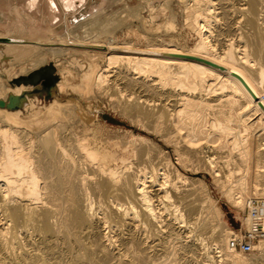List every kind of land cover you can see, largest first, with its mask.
I'll list each match as a JSON object with an SVG mask.
<instances>
[{
    "label": "bare ground",
    "instance_id": "6f19581e",
    "mask_svg": "<svg viewBox=\"0 0 264 264\" xmlns=\"http://www.w3.org/2000/svg\"><path fill=\"white\" fill-rule=\"evenodd\" d=\"M58 1L68 12L78 3ZM126 1L115 0L124 6L111 14L97 10L68 27L57 42L0 38L12 53L24 48L20 59L28 64L16 71L19 64L6 63L0 75L28 76L50 58L59 69L55 98L43 106L38 93L29 94L33 86L0 83V264H180L196 247L195 237H185L189 229L214 223L221 263L264 264V240L254 253L233 249L230 238L237 233L226 225L209 184L187 174L195 163L206 164L220 194L239 211L248 200L264 198V0H193L186 21L200 40L189 51L152 35L174 29L177 15L170 11L162 24L142 30L146 49L115 44L114 34L132 21L146 23L141 8ZM39 2L26 0V8ZM47 5L55 16L57 5ZM241 30L247 35L239 39L250 42L244 50L231 39L226 46L212 39ZM25 47L31 50L23 56ZM61 58H69L68 65ZM118 83L174 99L172 107L133 97L123 105L173 149L176 162L142 138L130 155L102 153L81 131L83 111L59 100L70 89L91 105L92 93ZM22 95L18 108H7L10 96ZM203 258L217 263L209 253Z\"/></svg>",
    "mask_w": 264,
    "mask_h": 264
},
{
    "label": "rangeland",
    "instance_id": "374dc122",
    "mask_svg": "<svg viewBox=\"0 0 264 264\" xmlns=\"http://www.w3.org/2000/svg\"><path fill=\"white\" fill-rule=\"evenodd\" d=\"M53 1L57 5L55 16L51 15L48 9L47 0H40L39 6L37 8H34L33 10H28L26 8V0H0V38L7 39V40L16 39V40H23V41L57 42L60 37L64 36L68 27L70 28L74 27L81 20L92 15L97 10L99 11L101 9H105L106 13L104 15H107V14H111L112 11L119 9L118 7L121 8L124 6V3L121 4V2H115V0H76L78 3H77L75 10L68 12L63 9L61 3L58 0H53ZM189 1L190 0H187V3ZM193 2L194 1L191 0L188 3V5H186L187 3L185 4L184 0L183 1L171 0L168 3L170 7V10H168L169 8H166V5H167L166 0H150V1L127 0L125 3H127L131 7L141 8L140 13L141 15H143L144 19L146 20V23L143 26L139 20L132 21L129 25L124 27L121 31L114 34L113 36L115 37L114 43L122 44L125 42H132L136 48L146 49L148 47V43L145 40H142L141 38L142 30L146 29L147 31L149 27H157V25L162 24L167 18L169 11H170L177 15V22H176V26L174 27V29L168 32L164 31L165 33L162 32L156 35L155 34H152V35H154L158 41L173 43L179 46L180 48H182L184 51H189L200 40L198 33L195 30H193L187 24V21H186L187 9L190 8L189 6L193 5ZM234 5H235L234 7L236 8L240 7L238 6L239 5L238 3H237V6L235 3ZM185 7L187 8L185 9ZM142 9L144 11H141ZM220 18H222V16H220L219 19ZM229 18L231 19L232 17H229ZM236 19H239V17L234 18V20L238 22V20ZM232 20L233 19H231V22ZM262 24L264 25V23L261 22V26L264 29V26ZM213 27H215L216 30H219L218 23L216 24L214 23ZM242 30H244V28H242ZM242 30L239 32H232L230 34L226 32L220 37L217 36L216 40L215 38H212V39L216 42L217 45H219V42L220 44L222 43L221 46H226V44L228 45V43L230 44V42L226 40L235 41L236 47L243 46L244 48L242 47L243 49L242 48L240 49L244 50L245 45L246 44L249 45L250 42H249L248 37H246L247 39L245 38L247 34L246 33L244 34V32H246L247 30L245 29L246 31H243V32ZM241 33L245 35V36L242 35L245 38L243 39L244 41L241 40L242 38L239 39V37H241ZM246 40H248L247 41L248 43L245 42ZM25 48L28 50H26V53H24L23 56L28 54L29 51L31 50L30 47H25ZM22 49L24 50V48L19 47L18 51L12 53L8 50L7 46L0 45V66L6 63L17 64V65L19 64L18 66H16V71L20 70V68H22L23 65L27 66L28 64H23L26 60L20 59V56L22 55L21 53ZM78 58L82 62H84V58H81V57H78ZM61 60L62 62H64V60L65 62L70 61L69 58H65V59L61 58ZM65 65H68V63L66 62ZM58 70L59 69L56 64V60L50 58L43 66H41L37 70L32 71L30 74H28V76L19 77L18 79H15V80H10L8 77H5V75L1 74L0 83H3L6 86H14V85L25 84V83L30 84V86H33L32 84L38 85L37 88L41 90V93H38L40 102H38L37 104L39 106H43L45 104H48L55 98L54 88H55L56 82L59 81V76L57 75L59 73ZM113 74H111V76H115V73ZM111 79L114 80L113 78ZM42 80H43V83H41ZM118 86L115 87L116 89L111 88L112 90L110 88H107L106 90L107 92H109V89H110L109 93H107L106 91L105 93H98V92L92 93L91 97L93 98V100H92L91 105L87 101H85L84 98L74 94L70 89L64 93H60L59 100L62 103L65 102V104H71L72 106H75V107H72L71 109H75V110L81 109L83 111L86 117H84L83 125H81L82 126L81 131L86 130L87 134L90 135L89 138L93 145L92 147L100 151L102 150L101 151L102 153L113 154L116 151L117 152L119 151L118 152L119 154L121 153V154L130 155L132 153L133 148L138 145L139 140H141L142 138V140H149L151 142L158 143L160 148H164L163 150H166L171 155L174 162H176V157H175L173 149L167 144H165L163 141H161L160 137L156 135V133L152 132L151 130L148 129V127H146L145 122H144L145 120L142 121V119L136 118L138 116L136 112L135 113L133 111L125 112V105H123L124 104L123 102H125L126 99L129 100V99H132L133 97L134 100L135 98L137 99L142 98L141 99L142 101L148 100L149 102H153V103H156V101H158L159 103L160 100L162 99L161 102H165L167 105L170 104L171 105L170 107H172V105L174 106V103H172L174 102L173 101L174 99L169 98L170 96L166 97L168 96L167 94H163L164 96L158 97V95H155V94L148 95L146 92H144V90H140V88H135V89L134 88L132 89L130 87L125 88V86L122 85V83H118ZM150 96L157 97V98L156 97L154 98L155 102L153 101V98ZM150 98L152 99V101H150L151 100ZM116 103L118 105H116ZM123 108L124 110H122ZM24 114H26L25 111H24ZM133 115H134V118H133ZM136 119L138 120V123ZM0 120L3 121L4 119L0 118ZM123 142L124 144L126 143L127 145L126 144L124 146L121 145ZM263 142L264 141H262V143ZM119 143H120V146H119ZM128 143H129V147H127ZM125 150L126 152H124ZM195 164L194 166L196 167V170H195L196 172L191 171L187 173V171L185 170H183V172L187 173L192 178H204L207 181L211 189L212 195L215 197L218 205L223 211L224 221L226 225L237 234L243 233L245 229L244 211H239L235 207L231 206L227 202V200L220 194L219 188H217L218 186L214 183L212 174L210 173V171H208L207 167L206 168L204 167L206 166V164L204 165L202 163L200 165L198 162ZM178 167L181 168L180 166ZM199 168H201V170H198ZM214 224H215L214 228L211 226L210 228L205 229V230L199 229V228L197 229L195 226L194 228L196 229L194 228L192 230L191 228L189 229L190 232H188L185 235V237L187 236L189 237L192 236V238L195 237V239H192L191 241H193L192 242L193 244H196V247L192 249L191 251L188 250L186 253H183L185 256L183 259H181L180 264H184L185 261H186V264H190V263L191 264H207L206 262H204L205 258H203L205 253H209L211 257L213 256L216 257V262H217L216 264H229V262L221 263L220 259H218L219 257L218 254H216L217 252L214 248L215 247L214 245H216L215 243L216 239H215L214 233L216 231L217 226H216V223ZM211 228H213L214 230H212ZM205 247H207V249ZM208 249H210V251H208ZM202 253L203 255H201ZM186 256L188 258L189 257H193V258L189 260ZM245 256L249 258L251 257L250 255H245Z\"/></svg>",
    "mask_w": 264,
    "mask_h": 264
},
{
    "label": "built area",
    "instance_id": "2783aa9c",
    "mask_svg": "<svg viewBox=\"0 0 264 264\" xmlns=\"http://www.w3.org/2000/svg\"><path fill=\"white\" fill-rule=\"evenodd\" d=\"M244 220V232L230 238V246L235 250L250 254L256 252V245L264 240V198L248 200Z\"/></svg>",
    "mask_w": 264,
    "mask_h": 264
},
{
    "label": "water",
    "instance_id": "95a60500",
    "mask_svg": "<svg viewBox=\"0 0 264 264\" xmlns=\"http://www.w3.org/2000/svg\"><path fill=\"white\" fill-rule=\"evenodd\" d=\"M22 85V84H19ZM24 85H30L25 83ZM34 86L35 89H33V91H31L29 94H34V93H41V90H39L37 87L38 85L32 84ZM25 95H22L21 97H15V96H10L9 98V103L7 105L8 109H16L20 106V103L22 102L23 98Z\"/></svg>",
    "mask_w": 264,
    "mask_h": 264
},
{
    "label": "flooded vegetation",
    "instance_id": "af4514ba",
    "mask_svg": "<svg viewBox=\"0 0 264 264\" xmlns=\"http://www.w3.org/2000/svg\"><path fill=\"white\" fill-rule=\"evenodd\" d=\"M41 83H43V80L41 81Z\"/></svg>",
    "mask_w": 264,
    "mask_h": 264
}]
</instances>
